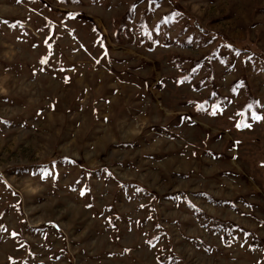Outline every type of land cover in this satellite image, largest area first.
I'll list each match as a JSON object with an SVG mask.
<instances>
[{
  "label": "rangeland",
  "instance_id": "374dc122",
  "mask_svg": "<svg viewBox=\"0 0 264 264\" xmlns=\"http://www.w3.org/2000/svg\"><path fill=\"white\" fill-rule=\"evenodd\" d=\"M0 264H264V0H0Z\"/></svg>",
  "mask_w": 264,
  "mask_h": 264
},
{
  "label": "snow or ice",
  "instance_id": "6c2138e0",
  "mask_svg": "<svg viewBox=\"0 0 264 264\" xmlns=\"http://www.w3.org/2000/svg\"><path fill=\"white\" fill-rule=\"evenodd\" d=\"M254 118L255 119H261V117H259V116H255ZM248 126H250V125H248ZM81 194H83V192Z\"/></svg>",
  "mask_w": 264,
  "mask_h": 264
}]
</instances>
